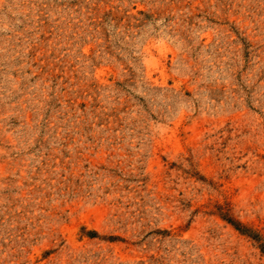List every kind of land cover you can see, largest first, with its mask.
I'll list each match as a JSON object with an SVG mask.
<instances>
[{
	"label": "rangeland",
	"instance_id": "1",
	"mask_svg": "<svg viewBox=\"0 0 264 264\" xmlns=\"http://www.w3.org/2000/svg\"><path fill=\"white\" fill-rule=\"evenodd\" d=\"M0 264H264V0H0Z\"/></svg>",
	"mask_w": 264,
	"mask_h": 264
}]
</instances>
